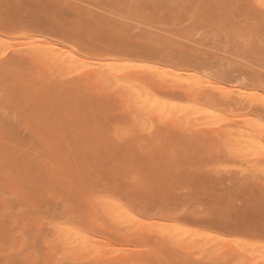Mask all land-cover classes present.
Instances as JSON below:
<instances>
[{"label":"rangeland","instance_id":"374dc122","mask_svg":"<svg viewBox=\"0 0 264 264\" xmlns=\"http://www.w3.org/2000/svg\"><path fill=\"white\" fill-rule=\"evenodd\" d=\"M263 74L264 0H0V264H264Z\"/></svg>","mask_w":264,"mask_h":264},{"label":"bare ground","instance_id":"6f19581e","mask_svg":"<svg viewBox=\"0 0 264 264\" xmlns=\"http://www.w3.org/2000/svg\"><path fill=\"white\" fill-rule=\"evenodd\" d=\"M106 2H107V1H106ZM170 2H171V1H170ZM171 3H172V2H171ZM108 5H109V4H108ZM84 6H85V5H84ZM98 6H100V5H98ZM173 7H174V6H173ZM127 8H128V7H127ZM130 8H131V7H130ZM153 9H154V8H153ZM178 9H179V8H178ZM31 10H32V9H31ZM81 10H82V9H81ZM179 10H181V9H179ZM182 10H183V8H182ZM184 11H185V10H184ZM97 12H98V11H97ZM93 13H94V12H93ZM100 13H101V12H99V14H100ZM103 13H104V12H103ZM187 13H188V12H187ZM94 15H96V14H94ZM123 17H124V16H123ZM123 17H121V18H123ZM126 17H128V16H126ZM34 18H35V17H34ZM102 22H103V21H102ZM126 22H127V21H126ZM134 24H135V23H134ZM148 24H149V23H148ZM153 24H154V23H153ZM159 25H160V27H161V24H159ZM166 25H167V24H166ZM162 27H163V25H162ZM150 28H151V27H150ZM123 29H124V28H123ZM123 29H122V30H123ZM154 29H155V28H154ZM174 29H175V28H174ZM156 30H157V29H156ZM181 30H182V29H181ZM187 30H188V29H187ZM187 30H186V31H187ZM137 31H138V30H137ZM184 31H185V30H184ZM144 32H145V31H144ZM144 32H143V33H144ZM150 32H151V31H149V34H151ZM187 32H189V31H187ZM147 33H148V32H147ZM153 34H154V33H153ZM195 35H196V34H195ZM151 36L154 37L155 35H152V34H151ZM156 36H157V35H156ZM156 36H155V37H156ZM148 37H149V36H148ZM153 37H152V38H153ZM171 40H172V39H171ZM209 40H210V39H209ZM155 41H156V40H155ZM179 41H180V40H179ZM158 43H159V42H158ZM159 44H160V43H159ZM184 44H185V43H184ZM218 44H220V43H218ZM187 45H188V44H187ZM200 45H201V44H200ZM82 48H83V47H82ZM195 48H196V47H195ZM95 49H96V48H95ZM90 50H91V49H90ZM174 51H175V50H174ZM69 52H70V50L66 51V53H69ZM99 52H100V51H99ZM200 54H201V53H200ZM147 56H148V55H147ZM152 56H153V55H152ZM179 56H180V57L176 60V62H177V61H178L179 63L181 62V64H183V67H185V66H187V65H194V64H196V61L199 62V61L197 60V59H198V57H197L198 55L196 56V54H195L194 52H192V51H190V52L187 53V54L181 53ZM199 56H200V55H199ZM156 58H157V57H156ZM170 60H172V59H170ZM170 60H165V61L170 62ZM201 60L203 61V59H201ZM172 61H173V60H172ZM202 61H200V62H201L203 65H202L200 62H199V64H201V65L205 68V67H206V66L204 65L205 61H204V63H203ZM176 62L174 63V61H173L172 63H174V64L177 65L178 62H177V63H176ZM208 62H209V61H208ZM211 62H212V61H211ZM214 62H215V60H214ZM212 63H213V62H212ZM219 63H220V62H219ZM184 64H185V66H184ZM206 65H210V64H209V63L207 64V62H206ZM179 66H181V65H179ZM220 66H221V64H220ZM190 67H193V66H189V67H187V68H190ZM195 67H196V66H195ZM199 67H200V66H199ZM203 67H202V68H203ZM211 67H212V66L207 67V69H209V68H211ZM221 67L224 68V66H221ZM212 68H214V67H212ZM212 68H211V69H212ZM214 69H215V68H214ZM214 69H213V71H215L216 73H220V71L217 72V71L214 70ZM228 69H229V68H227V71H226L227 74L224 73V77H221V78H224V79H222V81H223V80H224V81H227V79L225 80V78H229V79L231 78V79H232V75L229 74V73H231V70H229L230 72L228 73ZM230 69H231V68H230ZM235 69H236V68H235ZM237 69H238V68H237ZM205 70H206V69H205ZM209 70H210V69H209ZM233 70H234V69L232 68V71H233ZM211 71H212V70H211ZM223 71H225V70L223 69ZM223 71H222V72H223ZM243 71L246 72V70H243ZM243 71H242V75H243ZM236 72H237V71H236ZM236 72H235V70H234L233 73H236ZM245 72H244V73H245ZM247 72H248V71H247ZM250 72H251V71H250ZM250 72H249V73H250ZM212 73H213V72H211V74H212ZM237 73H238V72H237ZM219 75H220V74H219ZM245 75H248V74H245ZM263 75H264V74H263ZM248 77H249V75H248ZM221 78H220V76H219V79H221ZM233 78H234V76H233ZM250 78H251V77H250ZM250 78H249V79H250ZM263 78H264V77H263ZM229 79H228V82L231 80V79H230V80H229ZM234 79L237 81L236 78H234ZM240 79H243V78L240 77ZM240 79H239V80H240ZM251 79H252V78H251ZM244 80H245V79H244ZM231 81H234V80L232 79ZM242 81H243V80H242ZM243 82H247V81H243ZM243 82H241V80H240L238 83H239V84L241 83V85H242V84H245V83H243ZM253 85H254V84H253ZM250 86H251V84H250ZM262 87H263V86H262ZM131 102H132V101H131ZM69 152H70V151H69Z\"/></svg>","mask_w":264,"mask_h":264}]
</instances>
